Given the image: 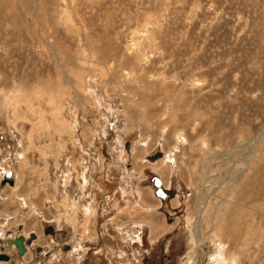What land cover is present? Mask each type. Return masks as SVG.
Masks as SVG:
<instances>
[{
  "label": "rangeland",
  "instance_id": "obj_1",
  "mask_svg": "<svg viewBox=\"0 0 264 264\" xmlns=\"http://www.w3.org/2000/svg\"><path fill=\"white\" fill-rule=\"evenodd\" d=\"M0 169V264H264V0H0Z\"/></svg>",
  "mask_w": 264,
  "mask_h": 264
},
{
  "label": "bare ground",
  "instance_id": "obj_2",
  "mask_svg": "<svg viewBox=\"0 0 264 264\" xmlns=\"http://www.w3.org/2000/svg\"><path fill=\"white\" fill-rule=\"evenodd\" d=\"M51 45V44H50ZM51 53V52H50ZM53 56V55H52ZM57 59V58H56ZM61 61V60H60ZM65 72V71H64ZM70 85V84H69ZM49 88H51V87H49ZM51 89H53V88H51ZM55 90V89H54ZM52 91V90H51ZM76 92V91H75ZM76 94V93H75ZM74 94V95H75ZM55 95V94H54ZM53 95V96H54ZM41 96V95H40ZM76 97V96H75ZM78 100V99H77ZM65 101V100H64ZM81 102V101H80ZM78 103H79V101H78ZM85 104V103H84ZM77 105V104H76ZM69 106V105H68ZM74 110H75V106H74ZM78 111V110H77ZM80 112V111H79ZM80 114V113H79ZM78 115V114H77ZM63 116H64V114H63ZM67 118H69V117H67ZM47 120V119H46ZM65 121V120H64ZM64 123V122H63ZM66 123V122H65ZM52 131L53 132H51L50 133V136L48 135V137H50V138H54L55 139V141L57 142L58 141V139L59 138H61L62 137V135H63V133L64 132H61V131H59V130H57V129H52ZM49 134V133H48ZM34 138V137H33ZM31 136L29 137V147L27 146L26 147V149L25 150H23L22 152H24V151H28V150H31L33 153H38V155H39V152L41 153V151H42V146H40V144L42 143H45V147H47V148H49V144L48 143H50L51 144V142H52V139H49V140H47V141H45V142H43V140L42 139H40L39 140V142H38V146H40L39 148H38V146H37V143H36V147H35V144H34V140H32L33 139ZM30 140H32V141H30ZM34 144V146L32 147V144ZM47 143V144H46ZM69 143H71V141L69 142ZM67 144V143H66ZM52 145V144H51ZM57 145V148H59L60 150H63V145H61V144H56ZM57 151H58V149H56ZM4 151V150H3ZM36 151V152H35ZM8 152V151H7ZM67 152V151H66ZM25 153V152H24ZM23 153V154H24ZM64 153V152H63ZM23 154H22V157L21 158H23ZM65 154V153H64ZM38 155L36 154L35 155V157H36V159L38 158ZM42 156V159L44 158L43 157V155H41ZM40 156V157H41ZM62 156V155H61ZM24 159H26V158H23V160ZM46 159V158H45ZM63 159V158H62ZM158 159V158H157ZM47 160V159H46ZM19 161V160H18ZM37 162V161H36ZM64 162V161H63ZM47 161L45 162L44 161V163H43V161H42V164H41V166L42 167H44V166H46V167H48L47 166ZM49 163V162H48ZM62 162L60 161V164H61ZM38 164V163H37ZM59 164V165H60ZM44 165V166H43ZM49 166H51L53 169L52 170H54L53 172H52V174H54V176H56V174H60V175H62L61 174V169L64 167H58L57 166V162L55 161V163H54V165H51V164H48ZM56 166V167H55ZM43 169V168H42ZM46 169V168H45ZM64 169H65V167L63 168V171H64ZM1 170V169H0ZM47 170H48V168H47ZM1 172V171H0ZM2 172H3V170H2ZM85 172H86V170H85ZM51 173V172H50ZM67 175V174H66ZM126 175V174H125ZM8 176V177H7ZM58 176V175H57ZM56 176V177H57ZM68 177V176H67ZM67 177H62V178H64V179H62L61 181L59 180V184H64V183H66L67 182V184H68V188L66 189V191L68 192L69 191V187L71 186V190L69 191V192H72V193H74V181H73V178L71 177L70 179L69 178H67ZM59 178V177H58ZM65 178H67V180L65 179ZM83 178H84V176H83ZM2 179H3V181H2V184H4V183H7L8 181H10L11 183H13V180L10 178V176L8 175V174H3L2 175ZM61 179V178H60ZM87 179V178H86ZM1 180V179H0ZM57 182V181H56ZM55 182V183H56ZM57 183V184H58ZM9 185H12V184H9ZM75 186H77V185H75ZM62 187V186H61ZM77 188V187H76ZM62 189V188H61ZM61 192H62V194L64 193V189H62V190H60ZM149 193H150V195H151V192L149 191ZM69 195H71V193L69 194ZM62 196V195H61ZM72 196V195H71ZM79 196V195H78ZM69 200V199H68ZM69 203V202H68ZM70 205H71V203H70ZM57 209V208H56ZM4 217V216H3ZM80 219V218H79ZM3 221V220H2ZM2 223H4V222H2ZM133 224V223H132ZM117 228V227H116ZM115 229V228H114ZM216 229L218 230L219 229V226H216ZM136 230H138V232L136 231ZM135 230V232H130L129 230H127V229H120V230H117L116 231V233L114 234V236H113V238H114V240L115 241H117L118 243H119V245L120 246H123L124 244L125 245H129V242H137V243H140L141 242V236H140V228L139 229H136ZM105 235H108L109 236V232L106 230V231H104L103 232ZM2 234V233H1ZM193 236H194V238L198 241V244H200L201 242H202V237H201V235L198 233V232H194L193 231ZM19 237V236H18ZM20 237H22V236H20ZM25 237V236H24ZM24 237H22V246H23V253L22 254H19V256H18V251H17V248H16V246H15V238H12V239H10L9 237L8 238H6L4 241H2L1 239H0V245H2V244H5V245H8V247L10 246L11 248H13V249H15V257H17L18 256V258L20 257V259L21 258H23V256L25 255V253H27V251H29V249H31V247H28L27 245H26V241H24L25 240V238ZM27 237V236H26ZM253 236L251 235L250 237H248V238H246L245 239V241H244V243L241 245V246H239L240 248H244V246L247 244V243H249V242H252L253 243ZM73 239V238H72ZM77 239V238H76ZM79 240V239H78ZM78 240H75V241H78ZM55 241V240H54ZM256 241H257V238H256ZM255 241V242H256ZM79 242V241H78ZM80 243V242H79ZM78 243V244H79ZM99 243V242H98ZM103 243H105L106 245H109L110 244V241H109V239H107L106 237H102V239H101V241H100V244H101V246H102V244ZM52 244H53V247H54V244H55V242H52ZM80 245V244H79ZM105 246V245H104ZM4 247H6V246H4ZM8 247H7V249H8ZM60 247V246H59ZM107 247V246H106ZM105 247V248H106ZM61 248V247H60ZM102 248V247H101ZM56 249V248H55ZM59 249V248H58ZM57 249V251L56 252H54L53 253V255H52V257L51 258H49V264H64L65 262H69L70 260H71V258L74 256L75 257V254L74 253H76V251L74 250L75 248L73 247L72 248V250L70 251V253L68 252V255L67 256H65V255H63V254H60L61 252H59V250ZM103 249H104V247H103ZM124 249V248H123ZM123 249L122 248H119V249H116L115 251H110L109 253H108V257L110 258V261H111V258H112V260L114 259V257H116V258H119V260H120V255L121 254H125L124 253V251H123ZM2 250V249H1ZM0 250V251H1ZM6 250V249H5ZM107 250H108V248H107ZM127 250V249H126ZM8 251V250H7ZM6 251V252H7ZM13 251V250H12ZM104 251H105V249H104ZM109 251V250H108ZM30 252V251H29ZM43 253V252H42ZM66 253V252H65ZM13 254V253H12ZM29 255V254H28ZM202 255H203V253H202ZM60 257V258H59ZM1 258H3L2 256H0V259ZM59 258V259H58ZM67 259V260H66ZM214 259H217V257L216 256H213L212 258H210V259H208V260H210V261H212V260H214ZM39 260V259H38ZM118 260V261H119ZM22 261V260H21ZM117 261V262H118ZM131 261V260H130ZM7 262V261H6ZM71 262V261H70ZM113 262V261H112ZM4 264H6V263H4ZM115 264V263H114ZM116 264H122L120 261H119V263H116ZM124 264V263H123Z\"/></svg>",
  "mask_w": 264,
  "mask_h": 264
},
{
  "label": "water",
  "instance_id": "obj_3",
  "mask_svg": "<svg viewBox=\"0 0 264 264\" xmlns=\"http://www.w3.org/2000/svg\"><path fill=\"white\" fill-rule=\"evenodd\" d=\"M8 177V176H7ZM7 183L11 184L10 181ZM15 246L18 249V255L23 253V246H22V237L15 240ZM6 259V258H5Z\"/></svg>",
  "mask_w": 264,
  "mask_h": 264
},
{
  "label": "crops",
  "instance_id": "obj_4",
  "mask_svg": "<svg viewBox=\"0 0 264 264\" xmlns=\"http://www.w3.org/2000/svg\"><path fill=\"white\" fill-rule=\"evenodd\" d=\"M62 248H63V246H62ZM63 250H67V249L65 248V249H63Z\"/></svg>",
  "mask_w": 264,
  "mask_h": 264
}]
</instances>
